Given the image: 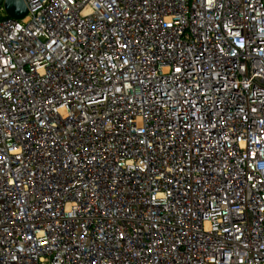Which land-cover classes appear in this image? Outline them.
Here are the masks:
<instances>
[{
	"label": "built area",
	"instance_id": "built-area-1",
	"mask_svg": "<svg viewBox=\"0 0 264 264\" xmlns=\"http://www.w3.org/2000/svg\"><path fill=\"white\" fill-rule=\"evenodd\" d=\"M24 1L0 264H264V0Z\"/></svg>",
	"mask_w": 264,
	"mask_h": 264
},
{
	"label": "water",
	"instance_id": "water-1",
	"mask_svg": "<svg viewBox=\"0 0 264 264\" xmlns=\"http://www.w3.org/2000/svg\"><path fill=\"white\" fill-rule=\"evenodd\" d=\"M3 5L8 16L22 19L28 13V8L24 0H0V8Z\"/></svg>",
	"mask_w": 264,
	"mask_h": 264
},
{
	"label": "rangeland",
	"instance_id": "rangeland-1",
	"mask_svg": "<svg viewBox=\"0 0 264 264\" xmlns=\"http://www.w3.org/2000/svg\"><path fill=\"white\" fill-rule=\"evenodd\" d=\"M3 15H4V13L0 12V17L3 16Z\"/></svg>",
	"mask_w": 264,
	"mask_h": 264
}]
</instances>
